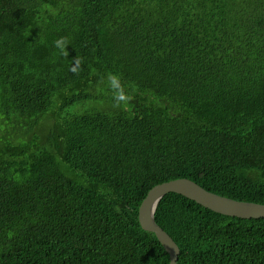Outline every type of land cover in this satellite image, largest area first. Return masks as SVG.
Returning <instances> with one entry per match:
<instances>
[{"label":"trees","instance_id":"1","mask_svg":"<svg viewBox=\"0 0 264 264\" xmlns=\"http://www.w3.org/2000/svg\"><path fill=\"white\" fill-rule=\"evenodd\" d=\"M177 178L264 204V0H0V264H170L139 208ZM156 221L178 264H264V218Z\"/></svg>","mask_w":264,"mask_h":264},{"label":"water","instance_id":"2","mask_svg":"<svg viewBox=\"0 0 264 264\" xmlns=\"http://www.w3.org/2000/svg\"><path fill=\"white\" fill-rule=\"evenodd\" d=\"M169 193L181 194L217 213L239 218H264V204L236 200L207 190L188 178H177L154 186L139 208L142 228L156 235L170 256V264H178L181 253L173 237L156 221V212Z\"/></svg>","mask_w":264,"mask_h":264}]
</instances>
